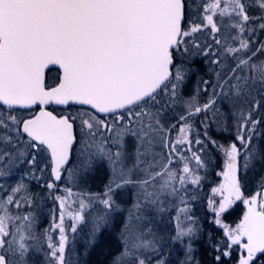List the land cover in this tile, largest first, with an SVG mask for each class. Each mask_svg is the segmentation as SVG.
<instances>
[{
    "label": "snow or ice",
    "instance_id": "snow-or-ice-1",
    "mask_svg": "<svg viewBox=\"0 0 264 264\" xmlns=\"http://www.w3.org/2000/svg\"><path fill=\"white\" fill-rule=\"evenodd\" d=\"M258 33L264 16L249 15L244 0H0V179L26 166L15 186L0 184V264H36L32 253H42L43 264H78L65 216L75 233L92 201L103 207L92 218L88 244L102 236L110 243L118 234L111 264H202L193 247L198 230L184 222L191 220L187 207L177 209L174 234L163 227L169 205L186 204L185 185H198L197 171L207 166L199 154L204 140H195L199 152L190 146V120L199 115L208 143L225 157L223 182L213 189L221 197L214 222L223 234L210 243L211 264H264V177L261 190L245 198L240 175L264 168ZM198 63L210 78L199 77L197 93L182 100L180 89ZM49 66L59 69L52 86L45 84ZM177 102L184 110L172 124L169 110ZM49 105L66 109L54 114ZM213 123L223 131L235 127L227 146L208 135ZM98 167L108 172L102 194L80 199L78 210L70 189L54 197L59 222L45 231V247L33 232L35 216L19 214L33 203L23 177L39 180L47 170L51 194L65 174L75 181ZM240 200L246 207L240 222L223 224L221 214ZM176 245L182 253L174 262Z\"/></svg>",
    "mask_w": 264,
    "mask_h": 264
},
{
    "label": "rangeland",
    "instance_id": "rangeland-1",
    "mask_svg": "<svg viewBox=\"0 0 264 264\" xmlns=\"http://www.w3.org/2000/svg\"><path fill=\"white\" fill-rule=\"evenodd\" d=\"M244 2L246 4L247 11L250 12L249 15L255 16V17L264 16V9H261L259 7V0H244ZM253 23H255V21H253ZM258 35H259L260 40H264L263 33H258ZM194 67L199 69V71L189 74V76L185 80V83L180 89V96L182 100H187L189 97L197 93V81L199 77H203L205 79L210 78V75L207 74L208 69L206 71L204 70V73H203V70L199 68V65L195 64ZM201 87L203 86L201 85ZM79 109L80 108H74L70 110L77 111ZM183 110H184V105L182 102H177L175 105H173L172 108L169 110V116L170 117L175 116L176 119H170L169 122L172 124H177L178 117L179 115L183 114ZM64 111L65 110H57V114L63 113ZM202 120H204V118H202ZM214 128L218 131H220L221 129L220 126L218 125H216ZM232 128L235 129V127L233 126L229 130H231ZM172 132L173 134H178L177 128L174 129ZM196 134L197 132L195 131V140L198 139V135ZM234 134L235 132L233 133V136ZM210 137H211V133H210ZM204 145H209L208 141L205 140ZM195 146L198 147V151H199L201 147H199L197 144H195ZM207 155L210 158H213L212 152L209 151ZM224 160L225 159L223 158L222 163H221L223 167H224ZM241 165H243V160H241ZM22 166L24 167V165ZM15 170L16 169L13 170L12 176L0 179V184H4L6 188L9 185L15 186L16 182H18L21 179L22 174L24 173V171H22L21 173L17 174ZM241 174H242L241 177L243 180L242 182H243L244 189H245V196L246 198H248L251 195L257 193L254 191L258 190V188L261 185V179L262 177H264V168H261L259 165H256L255 168L250 167L247 170V172H244L243 170H241ZM37 175L40 176L39 173H37ZM23 179H24V182L27 183L29 186V191H30V195L33 200V203H32L31 209L22 208L19 210V214L22 215L27 211H31V213L35 216V220L33 224L34 235L38 237L40 239V242L44 244V246L46 247L45 238H44L45 231L49 229L54 223L59 222V208H58V205L56 204L54 197H51L53 196L52 194L54 192H52L51 194L49 193V190L45 187V184H46L45 181H41V178L39 180H34V179H30L27 176H24ZM107 183H108L107 169L104 167H98L97 170L92 171L88 173L87 176L78 178L75 181H69L67 178V174H66L64 182L62 186L59 188V190H64L65 188H67V189H70L71 192L73 191V193H76L72 195L70 198L72 199V202H73V199H76V202L78 199V202H79V200L82 199L81 197H83L87 201L88 197L91 195L102 194L105 190V185ZM55 192H57L58 194L59 191L55 190ZM3 195L4 193L0 192V196H3ZM117 199L119 200L120 197L118 196ZM96 204H97L96 208H93V210L91 209L90 213L88 214L84 213L85 220L84 222H82L81 224L77 226V231L75 233H73L70 228V225L72 223L71 220L67 217V215L65 216V228H66V233L69 238L68 247L70 250L74 249V251L71 253V258L73 261H77L78 259V264H84L86 261L87 263H89L90 261L89 255L92 252H93L94 259L95 257H97V255H100L101 258L99 261L103 260V264H111L113 256L116 254V251H117L115 240L109 243L107 240L103 238V236L101 237V240L99 241L98 244L94 246H90L88 244V241L90 239V232L92 228V218L96 216L97 212L100 211L103 207L102 205L98 203V201H96ZM11 210L13 214L17 213V209H15L14 207ZM118 218L119 217H117V219ZM83 231H84V234L81 233ZM50 234L54 237V239L58 238L59 236L58 231H53ZM115 235L116 234H114V237ZM83 243H85L86 249H83L80 246V245H83ZM81 249H82V252L85 254H81V259L79 260V255H80L79 252L81 251ZM180 257L181 256H179V258ZM32 259L36 261V264H43L42 253H32Z\"/></svg>",
    "mask_w": 264,
    "mask_h": 264
},
{
    "label": "trees",
    "instance_id": "trees-1",
    "mask_svg": "<svg viewBox=\"0 0 264 264\" xmlns=\"http://www.w3.org/2000/svg\"><path fill=\"white\" fill-rule=\"evenodd\" d=\"M250 14V12H248ZM264 34V33H263ZM199 65V68L206 71L207 65L206 64H197ZM200 102L203 103V101L206 99V97L203 95V93H200L199 96ZM57 113V111H56ZM202 118H204L203 115H199L196 117H193L192 120H190V123L192 124V129L191 133L189 136V139L192 140V150L193 151H198V147L195 146V131L197 132L196 135H198V139L205 140L207 139L204 136V127L201 124ZM178 123V122H177ZM218 125L216 123H213L210 125V127L207 129L208 135L214 138L215 141H217L219 144L227 146L229 143H231L234 139L233 133L235 132V129H231L229 131H223L222 125L220 126V131L216 130L214 127ZM178 134H179V128L177 127ZM210 131V132H209ZM234 131V132H233ZM178 134H173L171 133V137L174 140ZM229 135V137H228ZM227 137V138H226ZM212 138V139H213ZM201 147L200 145H198ZM194 147V148H193ZM212 148V149H211ZM212 152L213 158H210L207 154L208 152ZM185 154L188 156H191V152L187 151V148L185 147ZM199 154L203 157V159L206 161L207 166L205 168H200L197 171V174L201 177V180L198 185H192V184H187L185 185L186 188V193H181L182 196H184V199L186 201V204H181L179 199H176L174 202V206L169 205L170 207V212L165 215L164 217V224L163 227L165 228V231L170 234H174V227H175V220L173 219L176 214H177V209L187 207L188 208V215L191 217V220H185L184 222L186 224H190L192 227L196 228L197 231V239H194L193 246L196 247L197 249V254H199V258L202 262V264H206L207 260L202 259L205 257H200L203 255L202 251L205 250L207 245H210V243H215L219 241V239H216L217 237L213 233L216 230L215 226L213 225L215 222V213L213 211V207L219 206L218 203V198L217 194L213 192V189L218 187V184L221 179L220 173L223 171V165L222 160L223 158L225 159L223 153L218 150L216 147H214L212 144L209 143V145H204V150L203 152H199ZM211 155V154H210ZM193 167H195V162H192ZM182 167V165H181ZM71 198V197H70ZM69 198V203L71 204V208L74 210H78L79 208V202L77 199H72ZM76 198V197H74ZM84 199L83 197H81ZM171 199V198H169ZM210 201H214L215 204H210ZM56 204L58 205L59 208V203L56 201ZM96 201L91 202V206L85 209L84 213H90V210L93 208H96ZM183 219V217H181ZM194 222V223H193ZM207 224V225H206ZM210 227V228H209ZM210 231V232H209ZM84 234V231L81 232ZM210 233V234H209ZM118 235V234H116ZM211 237V240H210ZM113 240L115 238L113 237ZM112 240V241H113ZM111 241V242H112ZM83 249H86L85 243L83 245H80ZM79 260L81 259V254H85L81 251L79 252ZM89 254V253H88ZM178 254H179V245H176L172 254L171 259L175 262L178 259ZM86 256V255H85ZM206 256V255H205ZM103 257V256H102ZM101 258L100 255H97L95 259L93 258V252L90 253L89 255V263L91 264H103V260L99 261ZM78 261V259H77ZM101 262V263H100ZM87 261L84 264H89Z\"/></svg>",
    "mask_w": 264,
    "mask_h": 264
},
{
    "label": "flooded vegetation",
    "instance_id": "flooded-vegetation-1",
    "mask_svg": "<svg viewBox=\"0 0 264 264\" xmlns=\"http://www.w3.org/2000/svg\"><path fill=\"white\" fill-rule=\"evenodd\" d=\"M58 76V72L56 71V70H50V71H48L47 72V86H51V85H53V84H55V82H56V77ZM35 111L37 110V108H35L34 109ZM242 160V159H241ZM241 160H240V164H241ZM43 165H41V167H42ZM22 171H24V173L26 172V166H20V168L19 169H16L15 170V172H17V174H19V173H21ZM14 172V173H15ZM39 175L41 176V181H45V183L47 182V180L50 178L49 177V173H48V171L46 170L42 175L39 173ZM66 175V174H65ZM240 175H242V174H240ZM65 179V178H64ZM243 180H242V177H241V185H242V192H243V195H244V197L246 198V196H245V189H244V185H243V182H242ZM32 182H34V181H32ZM63 182H64V180H62V181H58L57 182V191H59L58 192V194H57V192H55V191H53L54 193L52 194L53 196H51V197H55V196H57V195H60V196H67V193L64 191V190H59V188L62 186V184H63ZM223 182V179H222V177H221V179H220V182H219V184H218V187H219V185L221 184ZM217 187V188H218ZM45 189V188H44ZM40 190V189H39ZM261 189H260V187L258 188V190H255L254 192H258V191H260ZM74 194H76V193H73V191H72V195H74ZM217 198H218V203H219V201L221 200V197H220V195L219 194H217ZM246 211V207H245V205H244V203H243V201L242 200H240V201H235L223 214H221V217H220V219L222 220V223L223 224H226V225H228V226H230V227H235V225L236 224H238L239 222H240V220L242 219V217H243V214H244V212ZM207 225V224H206ZM216 228V230L214 231V233H213V236L215 235L217 238L216 239H221L222 238V234H223V229L219 226V225H217V224H213ZM210 228V227H209ZM210 232V231H209ZM210 234V233H209ZM194 242V241H193ZM208 247H206L205 248V250L204 251H202V256H201V254H200V257H205V258H202V259H206L207 260V262H206V264H211V260H212V249H211V247H210V245H207ZM195 249H196V247L195 246H193ZM181 253H182V248H181V246H179V254H178V258H179V256H181ZM206 255V256H205ZM196 257H197V259L198 260H200V258H199V254H197L196 253ZM201 261V260H200Z\"/></svg>",
    "mask_w": 264,
    "mask_h": 264
},
{
    "label": "water",
    "instance_id": "water-1",
    "mask_svg": "<svg viewBox=\"0 0 264 264\" xmlns=\"http://www.w3.org/2000/svg\"><path fill=\"white\" fill-rule=\"evenodd\" d=\"M49 68H57L58 69V66H49ZM48 69H46L45 70V73H46V71H47ZM59 70V69H58ZM49 106H51V105H49ZM48 106V107H49ZM52 106H55V107H60V108H66V106H58V105H52ZM74 106H79V105H74ZM79 107H81V106H79ZM49 110V109H48ZM39 111V108H38V110H37V112Z\"/></svg>",
    "mask_w": 264,
    "mask_h": 264
}]
</instances>
